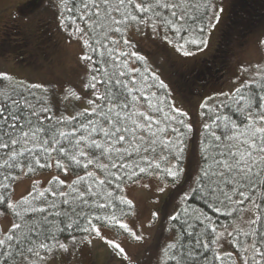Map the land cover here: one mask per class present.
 Returning <instances> with one entry per match:
<instances>
[{
  "label": "snow or ice",
  "instance_id": "1",
  "mask_svg": "<svg viewBox=\"0 0 264 264\" xmlns=\"http://www.w3.org/2000/svg\"><path fill=\"white\" fill-rule=\"evenodd\" d=\"M45 5L67 42L80 44L81 71L78 83L58 90L0 72V217L10 218L0 228V264H48L94 240L131 264L102 227L143 243L151 235L144 229L156 225L168 233L157 264H264V65L241 68L248 79L202 102L193 122L131 35L192 57L208 48L223 0H41ZM46 168L57 170L46 186L33 179L14 198L20 176ZM69 172L70 182L60 178ZM130 184L156 197L138 228L125 222L136 214L125 194Z\"/></svg>",
  "mask_w": 264,
  "mask_h": 264
},
{
  "label": "rangeland",
  "instance_id": "2",
  "mask_svg": "<svg viewBox=\"0 0 264 264\" xmlns=\"http://www.w3.org/2000/svg\"><path fill=\"white\" fill-rule=\"evenodd\" d=\"M232 1L223 0L224 12L221 22L212 32L208 48L203 52H196L195 56L189 60L179 59L175 63L177 72L186 74L189 68L185 67L211 57L219 37L220 28L231 10ZM25 2L26 0H0V72L7 73L19 81L43 84L53 90H58L61 86L78 83L81 71L77 59L81 52L80 44L76 41H73L72 44L67 42L66 34L57 28L56 20L46 5L41 6V0H32L38 6H35L33 10L29 9ZM240 2H236L238 6ZM258 6L262 8L258 12V17L261 19L259 26L248 36L241 47L237 48L235 43L230 44V56L221 64L220 70H215L216 66L214 65L211 68L204 67L203 70H200V67L195 65L192 70L195 71L194 77L202 83L195 99H192L188 104L183 102L182 104L177 101V99H181L177 96L176 89L170 85L176 105L189 111L193 122L200 120L199 106L202 102L209 100V97L220 96L221 92H227L229 88L238 85L241 80L248 79V74L241 75V68L247 67L251 72H255L257 66L263 63L264 4ZM23 34L26 37L25 46L27 49L25 51L18 50V45L7 46L6 48L9 40L14 37L22 39L19 36ZM4 38L6 44H4ZM138 40L146 42L144 47L148 50L144 49L150 57L153 55L165 56L161 50V41L148 39L145 35L138 37ZM23 45L20 44L21 47ZM210 65L212 64L210 63ZM161 69L165 73L164 69ZM165 74L160 73L162 78L168 82ZM56 174L57 172L52 168L36 173L31 178L20 176L14 182L11 190L14 198L25 195L33 179L40 180L44 186ZM73 177L70 172L67 176L60 174V178L66 182H70ZM125 194L136 204V214L126 218L125 222L130 227L138 228L142 223H146L155 206L156 197L153 192L141 188L140 184H130L126 188ZM164 199V197L160 198V204L163 203ZM9 226L10 218L0 217V228L7 230ZM158 228V225L153 226L151 230L145 228L144 235L146 237H149L150 233L151 235L143 243L132 241L127 234H118L106 227H102L101 231L105 237L114 239L125 247L131 257V264H135L138 260H140V264H157L156 249L166 241L160 240L152 244ZM48 264H127V262L122 259H114L111 250L102 240H94L92 245H78L75 252L56 254L54 258L49 259Z\"/></svg>",
  "mask_w": 264,
  "mask_h": 264
},
{
  "label": "trees",
  "instance_id": "3",
  "mask_svg": "<svg viewBox=\"0 0 264 264\" xmlns=\"http://www.w3.org/2000/svg\"><path fill=\"white\" fill-rule=\"evenodd\" d=\"M236 2H240V5L238 6ZM260 2H263V3H260ZM25 4H27L28 8L32 10L36 6V4L32 2V0H26ZM259 4H264V0H233L231 4V10L228 12L226 16V20L223 26H221L220 28L221 30H220L216 45L213 49L214 50L213 54L211 55L210 58H207L205 60H200L199 62L196 61L191 66L185 67V68H189V71L186 74L177 72L175 63L181 58L189 60L193 58V56L189 58L181 57L174 51V49H172L170 46L162 42L161 50L164 52L165 56L161 57L160 55L158 56L153 55L152 57H150L147 51H145L146 48L144 46L146 42H140L138 40V37H141L142 35H145V34L141 33L139 36H135L134 34H131V35L134 41L138 42L137 50L140 51L141 54H146V58L148 59L150 68L159 75L160 73L162 74L166 73L165 75L167 77L168 82L167 81L165 82L169 84V89L171 90L170 85H172L173 89L174 88L176 89L177 96L181 99V100L177 99V101L188 104L192 99H195V97L197 96L202 86V83H200V81L198 79H195L194 77L195 71L193 72L192 70L194 69L195 65L197 64L200 67V70H203L204 67L211 68L213 67V65L216 66L215 70L217 71L220 70L222 66L221 64L224 63L225 60L228 59L230 56V47H231L230 44L235 43L237 48L241 47L244 44L245 40L248 38V36L257 29V26H259L261 19L258 17V12L262 9L258 6ZM19 37H21L22 39H19L18 37H14L11 40H9L10 42L6 45V48L7 46L18 45L19 46L18 50L25 51L27 49V46H25L26 37L24 34ZM147 38L149 39L148 36ZM4 41H5L4 44H6L5 38H4ZM20 44H24L23 47H21ZM210 63L212 65H210ZM261 65H264V61ZM161 68L164 69L165 73L162 71ZM13 79L15 81H19L15 78ZM161 79H163L162 76H161ZM25 83L28 84V82H25ZM220 98L223 99V97H220ZM207 101L209 104H212L214 102L213 100H207ZM53 169L55 172H57L55 168ZM46 170H49V169L47 168L42 169V170H39L37 173L43 172ZM74 178L75 177H73L72 179ZM47 182L45 183L44 186L47 185ZM31 186H32V183L29 186V190L31 189ZM166 203H167V200L165 198L162 204H166ZM230 220L231 218H223V217L220 218V222L225 223V224L229 223ZM106 228L111 229L118 234H126V233H123L122 230L115 228V227H106ZM80 235H81L80 233L76 234L77 239H79ZM167 238H168V233L160 232L158 228V231L155 232L154 234L152 244L153 243L155 244L156 242L160 240H166ZM224 248L231 250V243L229 240H225ZM139 261L140 260L136 261L135 264H140Z\"/></svg>",
  "mask_w": 264,
  "mask_h": 264
}]
</instances>
